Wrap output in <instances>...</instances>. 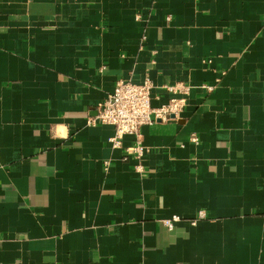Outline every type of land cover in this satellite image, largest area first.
<instances>
[{"label": "crops", "instance_id": "crops-1", "mask_svg": "<svg viewBox=\"0 0 264 264\" xmlns=\"http://www.w3.org/2000/svg\"><path fill=\"white\" fill-rule=\"evenodd\" d=\"M146 79L137 160L89 120ZM0 264H264V0H0Z\"/></svg>", "mask_w": 264, "mask_h": 264}, {"label": "built area", "instance_id": "built-area-1", "mask_svg": "<svg viewBox=\"0 0 264 264\" xmlns=\"http://www.w3.org/2000/svg\"><path fill=\"white\" fill-rule=\"evenodd\" d=\"M152 84L149 80L135 83L130 80H118L112 91L98 105L97 115L90 124H101L113 127L114 134L108 138L111 148H119L123 136L134 137V144L131 147L133 157L139 160L145 148L140 140V128L152 125L158 121L166 122L176 118L186 104L190 87L183 83L165 86L169 98L165 104L152 106L151 104ZM207 92L212 87H205ZM196 142L197 138L193 137ZM135 170L142 171V165L137 164ZM204 214L200 213V218ZM178 217H171L163 220L162 224L168 230H172Z\"/></svg>", "mask_w": 264, "mask_h": 264}]
</instances>
